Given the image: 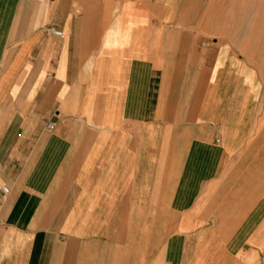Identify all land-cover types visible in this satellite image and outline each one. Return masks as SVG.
Returning <instances> with one entry per match:
<instances>
[{
  "label": "crops",
  "instance_id": "crops-1",
  "mask_svg": "<svg viewBox=\"0 0 264 264\" xmlns=\"http://www.w3.org/2000/svg\"><path fill=\"white\" fill-rule=\"evenodd\" d=\"M252 17V0H0V264H264Z\"/></svg>",
  "mask_w": 264,
  "mask_h": 264
},
{
  "label": "rangeland",
  "instance_id": "rangeland-1",
  "mask_svg": "<svg viewBox=\"0 0 264 264\" xmlns=\"http://www.w3.org/2000/svg\"><path fill=\"white\" fill-rule=\"evenodd\" d=\"M253 3V20L264 21V0H252Z\"/></svg>",
  "mask_w": 264,
  "mask_h": 264
},
{
  "label": "built area",
  "instance_id": "built-area-1",
  "mask_svg": "<svg viewBox=\"0 0 264 264\" xmlns=\"http://www.w3.org/2000/svg\"><path fill=\"white\" fill-rule=\"evenodd\" d=\"M52 32H53L55 35L59 36V37H64V33H63V31L60 30V29L52 28ZM3 189H4L5 192H8V190H9L8 187H3Z\"/></svg>",
  "mask_w": 264,
  "mask_h": 264
}]
</instances>
